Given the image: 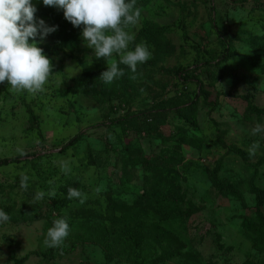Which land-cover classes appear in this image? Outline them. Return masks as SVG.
<instances>
[{
  "label": "rangeland",
  "instance_id": "374dc122",
  "mask_svg": "<svg viewBox=\"0 0 264 264\" xmlns=\"http://www.w3.org/2000/svg\"><path fill=\"white\" fill-rule=\"evenodd\" d=\"M41 7L53 73L34 93L0 84V264H264V0H135L130 49L152 56L111 84L119 57ZM61 217L65 244L44 246Z\"/></svg>",
  "mask_w": 264,
  "mask_h": 264
},
{
  "label": "clouds",
  "instance_id": "9594fccd",
  "mask_svg": "<svg viewBox=\"0 0 264 264\" xmlns=\"http://www.w3.org/2000/svg\"><path fill=\"white\" fill-rule=\"evenodd\" d=\"M44 6L63 11L64 18L74 27L82 28V38L88 48L94 50L97 59L106 62L115 54L118 61L107 63L100 80L106 84L124 76L126 66L131 72L138 65L151 59L152 53L144 44L130 49L134 41L132 26L138 24L141 11L135 7V0H42ZM38 9L33 0H0V84L5 81L17 92L34 93L42 90L52 72V61L40 46L48 35L57 31L58 26H48L43 19H37ZM253 134L264 133V124L257 123ZM259 143H253L249 156H255ZM23 155L22 149H17ZM62 171L68 174L71 169L62 164ZM30 177L20 174V188L27 190ZM46 195L55 196V191H39L36 200ZM69 200L78 199L85 203L86 197L76 188H68ZM9 214L0 208V224L8 222ZM71 233V225L64 217L54 219L47 230L44 246L59 248L65 244Z\"/></svg>",
  "mask_w": 264,
  "mask_h": 264
},
{
  "label": "trees",
  "instance_id": "16d2710c",
  "mask_svg": "<svg viewBox=\"0 0 264 264\" xmlns=\"http://www.w3.org/2000/svg\"><path fill=\"white\" fill-rule=\"evenodd\" d=\"M35 1H36V0H33L34 3H35ZM39 6H40V7L42 6L41 8H43V10H44V15H45V16H50V15H53V14L55 13V8L44 6L42 2H39V3L36 5V7H38V8H39ZM37 12H38V11H37ZM229 53H230V52H229ZM224 57H225V56H224ZM180 73H183V72L181 71ZM252 107H253V109H255L257 112L264 113V111L260 110L258 107L254 106L253 104H252ZM82 137H83V135H77V136H75V137L69 142L68 146H74V145L80 143V141L82 140ZM145 161H146L147 163L150 164V160H149L148 158H146ZM10 163H11V161H10V162H9V161L0 162V167H1V166L9 165ZM167 189H169V190L172 191V187H171V185L166 186V190H167ZM158 191H159V189H156V188H154L153 191L147 190V191H145V193L142 195V199L145 200V203H147V205H149L151 201H152L153 203H156L157 198H158V197L156 196V194L158 193ZM262 205H263V203H260V206H259L260 209L262 208Z\"/></svg>",
  "mask_w": 264,
  "mask_h": 264
}]
</instances>
